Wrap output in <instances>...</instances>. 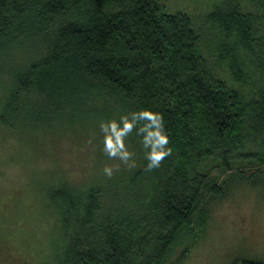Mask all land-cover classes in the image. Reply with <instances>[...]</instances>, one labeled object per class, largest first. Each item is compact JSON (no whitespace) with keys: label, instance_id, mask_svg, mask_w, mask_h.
Masks as SVG:
<instances>
[{"label":"trees","instance_id":"obj_1","mask_svg":"<svg viewBox=\"0 0 264 264\" xmlns=\"http://www.w3.org/2000/svg\"><path fill=\"white\" fill-rule=\"evenodd\" d=\"M252 1V11L229 3L211 15L226 37L224 76L194 17L171 13L160 0H0V127L40 131L49 126L42 117L94 111L88 101L97 100L126 115L158 113L171 149L151 171L142 149L138 166L117 183L84 193L68 183L40 187L48 237L37 248L24 242L23 253L36 252L38 264H182L209 203L257 184L264 175V0ZM35 94L43 99L34 112L39 124L17 126ZM137 130L132 143L143 138ZM18 212L0 221V264H33L12 247L27 230L15 222Z\"/></svg>","mask_w":264,"mask_h":264},{"label":"rangeland","instance_id":"obj_2","mask_svg":"<svg viewBox=\"0 0 264 264\" xmlns=\"http://www.w3.org/2000/svg\"><path fill=\"white\" fill-rule=\"evenodd\" d=\"M160 1L171 13L181 12L194 17L205 34L209 58L218 64L224 76H228L227 65L219 57L221 42L225 43L226 37L211 15L218 5L229 3L238 4L245 11H252L255 9L253 1ZM19 62L22 63L21 57ZM42 100L39 95L31 96L29 101L32 104L23 108L26 119L14 121L16 125L32 127L39 124L34 120L37 118L34 112L41 106ZM88 103L96 109L91 111L85 106L80 107L77 115L72 117H69L66 110L45 115L41 118L45 119L42 122H49V126L40 131L25 134L0 127V221L3 218L9 219V214L14 213L15 209L19 210L15 222L23 221L27 230L20 233V237H14L12 247H16L21 259L27 260L28 256H32L33 264L35 258L38 264L37 253H23L21 245L27 242L32 243L31 246L36 244L37 248L45 243L49 233L47 227H44L47 220L44 222L40 218V207L44 205L42 202L48 203L40 198L38 189L47 185L58 189L68 183L84 193L96 184H108L109 180L115 184V178L127 175L138 166L135 153L144 150L141 143L143 138L134 139L132 143L131 133L126 137L125 144L134 153V166L128 167L118 160H109L102 151L100 123L119 121L120 116L126 114L120 113L118 109L112 111L106 108L101 101L89 100ZM116 164H120V170L114 172L111 178L103 174L106 165ZM256 183L234 186L224 200H212L209 203L208 220L203 228H198L199 237L182 264H234L242 259L264 262V175H258ZM19 225L16 224V227ZM9 233L14 236L12 230Z\"/></svg>","mask_w":264,"mask_h":264},{"label":"clouds","instance_id":"obj_3","mask_svg":"<svg viewBox=\"0 0 264 264\" xmlns=\"http://www.w3.org/2000/svg\"><path fill=\"white\" fill-rule=\"evenodd\" d=\"M134 129H138L137 135L143 137L141 143L145 150L146 170L160 167L163 160L171 154V149L167 147L168 137L164 132L162 116L149 110L121 115L119 121L101 122L103 153L109 160H118L120 164L128 167L134 166V153L125 144L126 137ZM120 164L106 165L103 174L111 178L114 172L120 170Z\"/></svg>","mask_w":264,"mask_h":264}]
</instances>
